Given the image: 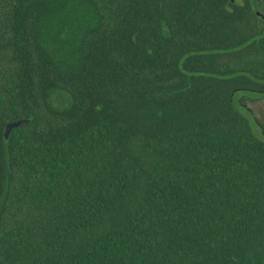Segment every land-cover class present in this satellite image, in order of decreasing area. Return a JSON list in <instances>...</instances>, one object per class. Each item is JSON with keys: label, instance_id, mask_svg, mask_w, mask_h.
<instances>
[{"label": "trees", "instance_id": "16d2710c", "mask_svg": "<svg viewBox=\"0 0 264 264\" xmlns=\"http://www.w3.org/2000/svg\"><path fill=\"white\" fill-rule=\"evenodd\" d=\"M257 11L0 0V264H264Z\"/></svg>", "mask_w": 264, "mask_h": 264}, {"label": "rangeland", "instance_id": "374dc122", "mask_svg": "<svg viewBox=\"0 0 264 264\" xmlns=\"http://www.w3.org/2000/svg\"><path fill=\"white\" fill-rule=\"evenodd\" d=\"M247 106L264 122V99L256 101L248 100Z\"/></svg>", "mask_w": 264, "mask_h": 264}, {"label": "water", "instance_id": "95a60500", "mask_svg": "<svg viewBox=\"0 0 264 264\" xmlns=\"http://www.w3.org/2000/svg\"><path fill=\"white\" fill-rule=\"evenodd\" d=\"M256 14L262 18H264V15L261 14L259 11L256 12ZM27 120L21 119V120H15V121H10L6 124L5 126V131H4V137L7 139L9 137L10 131L12 128L16 126H20L24 124Z\"/></svg>", "mask_w": 264, "mask_h": 264}]
</instances>
